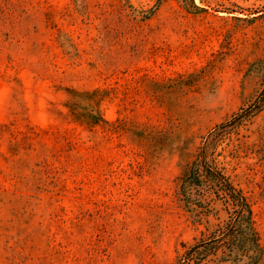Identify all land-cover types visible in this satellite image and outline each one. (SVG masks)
<instances>
[{"label": "rangeland", "instance_id": "obj_1", "mask_svg": "<svg viewBox=\"0 0 264 264\" xmlns=\"http://www.w3.org/2000/svg\"><path fill=\"white\" fill-rule=\"evenodd\" d=\"M263 89L264 0H0V264H176L226 216L181 177ZM215 153L264 247V105Z\"/></svg>", "mask_w": 264, "mask_h": 264}, {"label": "trees", "instance_id": "obj_2", "mask_svg": "<svg viewBox=\"0 0 264 264\" xmlns=\"http://www.w3.org/2000/svg\"><path fill=\"white\" fill-rule=\"evenodd\" d=\"M263 101L264 89L252 103L212 128L181 177L180 194L195 223H201L202 215L217 214L220 210L226 216L203 231L194 243H183L176 264H259L262 261L264 247L252 204L220 166L215 152L235 121L260 111Z\"/></svg>", "mask_w": 264, "mask_h": 264}]
</instances>
